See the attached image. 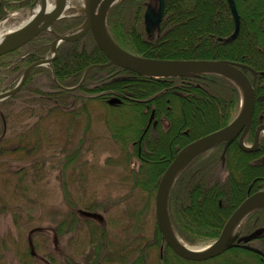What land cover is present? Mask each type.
<instances>
[{"label": "trees", "instance_id": "trees-1", "mask_svg": "<svg viewBox=\"0 0 264 264\" xmlns=\"http://www.w3.org/2000/svg\"><path fill=\"white\" fill-rule=\"evenodd\" d=\"M32 1L1 0L0 18L8 11L26 6ZM234 2L239 16V29L237 35L229 40L226 38L234 30V21L226 0H164L160 24L150 33L145 32L143 25V0H118L107 11L106 26L112 39L121 48L138 56L159 59H226L255 70H264V14H260L258 10L256 13L255 9L247 14L242 10L243 0ZM248 2L251 1L247 0L246 4ZM257 2L259 0H256V4ZM83 20L82 14L78 13L54 21L51 27L57 33H64L78 27ZM53 38L51 32L41 31L29 42L0 55V92L12 88L27 65L49 54ZM106 61L90 32L77 40L63 41L58 45L52 62L34 67L19 91L0 101V105L11 104L22 97L21 103L29 102L24 106L28 113L36 114V109L47 113L64 111L71 122V118L87 112L89 101L98 100L106 107L104 118L111 136L124 152L122 161L129 163L134 158L138 163L136 171L127 169L132 189L142 191L138 208L127 213L135 219L133 224L127 225V229L132 228L133 235L130 239L129 236L122 238L120 242L114 240L116 234H112L111 238L109 230L104 226V219L97 212L101 207L100 203L89 204L91 207H87V210L80 209L90 214H82L88 237V252L83 255L84 264H155L156 260H149L151 247H159L164 254L170 252V256L175 258L174 264H195L193 261L179 260L162 241L156 225L153 241H146L139 232L141 218L145 217L150 201L154 198L160 175L175 153L188 142L232 120L240 104L239 90L231 80L219 74L143 76L114 64L91 67L84 80L78 84L88 65ZM243 71L251 80L252 73L247 69ZM37 74L45 75L47 81L38 85L34 81ZM262 90L264 76L258 75L254 85V116L263 112L264 121V96L260 95ZM112 96L118 97L120 102L109 104L107 100ZM8 119L9 113L4 110L0 114L1 131L5 130ZM131 119H135L134 122H130ZM25 130V134L18 136L9 154L14 155L16 151L28 154L33 148L36 140L23 142V137L27 136V139L36 133L38 122L35 121ZM159 141L160 144L154 145V142ZM151 142L154 145L153 153L146 149L147 143ZM165 145L168 146L166 151ZM5 149L0 142V155L7 152ZM220 151L221 144L210 147L192 160L183 171L207 173L217 171L221 166L227 167L228 171H241L240 162L236 168L227 166L225 160L221 161ZM156 162L163 166L159 164L154 168ZM66 163L69 164L68 161L65 165ZM201 178L202 189L208 188L211 175L204 174ZM216 180L219 181V178ZM225 180L222 183L224 185H220L223 188L222 194L209 199L212 207H216L217 199L220 198L223 203L232 201V185H227ZM187 188L190 189L186 183L173 185L169 192L168 213L174 230L189 244L214 238L217 234L213 231V226L198 223L204 210L197 209V215L192 214L194 218L188 208L180 207L188 202ZM262 220L264 221V206L249 213L243 224L252 228ZM65 221L66 219L61 220L58 228L64 225L71 229L77 222L75 218H71L67 224ZM207 231L210 233H206ZM28 248L31 255L30 245ZM230 251L232 256L238 258L240 255L237 252L243 249L231 248ZM27 255L24 253V256ZM159 262L156 264H162L161 257Z\"/></svg>", "mask_w": 264, "mask_h": 264}, {"label": "rangeland", "instance_id": "rangeland-1", "mask_svg": "<svg viewBox=\"0 0 264 264\" xmlns=\"http://www.w3.org/2000/svg\"><path fill=\"white\" fill-rule=\"evenodd\" d=\"M246 1L243 0L241 6L247 14L254 9L256 13L257 10H264V0H259L257 4L256 0H250L252 4H246ZM67 2L63 13L68 17L79 13L83 7V0ZM28 15V10H23L22 7L8 11L0 18V31L4 34L16 28ZM48 56L49 54L45 55ZM34 81L39 85L47 81V78L43 74H37ZM260 95L264 96V90ZM21 100L22 97L11 104L0 105V114L4 110L9 113L4 131H1L0 125V142L7 151L0 155V264H84L83 255L88 252V237L80 209L87 210V207H91L89 204L100 203L101 207L97 212L104 219V226L109 230L111 238L112 234H116L115 241L120 242L126 236L130 239L133 235L132 228L127 229V225L133 224L135 219L127 213L138 208L142 191L132 189L127 175L128 170L136 171L138 163L134 158L129 163L122 161L124 152L111 136L104 118L105 105L98 100H91L87 112L71 118L70 122L64 111L47 113L36 109L37 113L32 115L24 108L29 102L24 104ZM134 120L131 119L130 122ZM35 121L38 122V131L27 139V136L23 137V142L36 140L33 148L28 154H20L19 151L14 155L9 154L18 136L25 134V129ZM147 128L148 126L145 130ZM142 135L143 133L141 137ZM157 144L160 141L154 142V145ZM154 145L152 142L147 143L146 149L151 152ZM167 149L168 146L165 145L164 151ZM157 152L158 150L154 151ZM66 161L69 164L65 165ZM159 164L163 166L156 162L154 168ZM217 171L224 170L221 166ZM256 173L257 171L250 174L248 181L259 180L256 176L264 175V167H260ZM218 176L223 178L220 173ZM240 196L242 191L235 190L229 205L235 204ZM186 200L190 203L189 199ZM217 204L218 200L216 207ZM205 205L201 208L204 210V214H201L202 217L205 216L204 221L212 220L219 224L227 211H216V207L207 203ZM195 208L200 210L197 206ZM192 212L197 215L196 212L199 211ZM71 218L77 220L75 227L68 229L63 225L58 228L61 220L66 219L67 224ZM141 222L139 232L146 241H153L154 198ZM210 242L211 239L207 238L188 245L208 246ZM28 245L31 255L28 253ZM158 248L149 249V260H156L155 264L160 263ZM24 253L28 255L24 256ZM169 264L174 263L170 260Z\"/></svg>", "mask_w": 264, "mask_h": 264}, {"label": "water", "instance_id": "water-1", "mask_svg": "<svg viewBox=\"0 0 264 264\" xmlns=\"http://www.w3.org/2000/svg\"><path fill=\"white\" fill-rule=\"evenodd\" d=\"M36 1L37 0H34L27 6V8L30 9L34 7ZM115 1L116 0H84L83 7L79 10L84 16L82 24L73 31L59 34L51 28V24L63 16L62 13L66 8L67 0H55L54 7L49 11H46V0H42L39 10L33 14V16L26 18L18 27L3 35V38L0 40V55L29 42L41 31H49L54 36L49 49L51 55L33 61L27 65L16 84L11 89L0 92V101L18 92L26 77L34 67L50 64L56 55L57 45L60 42L77 40L88 31L91 33L96 45L104 54L107 61L102 64L88 65L84 69L78 84L83 81L91 67L109 64H114L143 76L180 77L189 74L214 73L231 80L237 86L241 98L240 108L236 116L227 125L190 141L178 150L162 172L154 195V216L156 226L165 244L175 254L189 260H203L216 256L232 246V241L235 239L232 234L243 218L252 210L264 206V191L259 190L242 200L224 222L218 237L205 249L200 251L189 249L188 245L181 244L176 240L168 217V194L173 182L181 170L191 159L205 149L222 141H225V149L229 142L240 131L242 132L239 137V146L242 149L252 150L256 146L258 131L261 128L264 129V124H261L257 128L252 148H246L242 144V139L249 126L254 108V83L258 72L247 65L226 59H159L132 54L115 43L106 28V13L108 8ZM227 3L234 20V30L232 34L226 38V40H229L235 37L238 33L239 16L237 14L234 0H227ZM162 10L163 0H158V12L156 14H150L148 8L145 10L144 23L147 32H149L154 26L158 25ZM242 69H248L252 72V81L248 79ZM259 74L264 75V71H260ZM118 102L119 99L115 97L108 100L109 104ZM83 214L90 215L86 212H83ZM262 230V228H256L248 235L238 238L237 241H248L261 233Z\"/></svg>", "mask_w": 264, "mask_h": 264}, {"label": "flooded vegetation", "instance_id": "flooded-vegetation-1", "mask_svg": "<svg viewBox=\"0 0 264 264\" xmlns=\"http://www.w3.org/2000/svg\"><path fill=\"white\" fill-rule=\"evenodd\" d=\"M263 3L264 2H262V4ZM147 8L149 9L150 14L152 15L156 14L158 12V0H143L142 16L144 14V11ZM163 9H164V0H163ZM260 12H261L260 14H264V10H261ZM162 14H163V10H162ZM161 18H162V15H161ZM161 18H160V21H161ZM160 21H159V24H160ZM158 26L155 27V29H157ZM254 104H255V97H254ZM254 110L255 108H253L249 126L242 139V144L246 148L253 147L255 136H256V130L261 124H264V121L262 119L263 112H261L262 113L261 115L254 116ZM241 132L242 131H240L229 142V144L227 145L225 149H224V142L219 143L221 144V151L219 155L220 160L221 161L225 160V162H227L226 163L227 166L229 167L234 166L236 168H238L237 167L238 162H240L241 171H238V170L228 171L227 167L225 168L223 167L224 171H211L207 173L200 172V171H189V170L183 171L182 170L177 176V178L175 179L174 183L172 184V186L173 185H177V186L184 185L185 183L189 185L190 189L187 188L189 198L187 199L190 200V203L186 205L181 204L180 207L188 208L187 210L191 212L197 210V208H195L196 206L199 208L205 207L206 205L204 202L209 201L210 197L215 196L217 194H222L223 188L220 185H224L222 183L224 182L225 178L228 179V180L227 179L225 180L227 185H230V184L232 185V194L234 193V190L242 191V196H240L239 199L233 205L232 204L229 205V203H227L226 201L223 203L220 200L221 198L217 199L218 204H217L216 209L218 210L222 209L224 211H227L226 214L222 216V221L219 222V224L213 223L212 220L204 221L205 216L202 217V215L199 214L201 217L198 223L200 225L204 224V225L213 226L212 229L217 234L214 238H210L211 241H213L215 238L218 237L224 222L227 220V218L230 216V214L233 212V210L239 205V203L242 200H244L250 194H253L259 190L264 191V175H257L256 178L258 177L259 180L250 179V181H248V176L250 174L256 171L258 173V169L260 167H264V129L263 128L259 129L257 139H256V146L252 150H244L239 146V137H240ZM200 154L196 155L193 159H191V161L194 160ZM239 158L241 159V161H239ZM191 161L184 168H186L191 163ZM233 163H236V165ZM218 173H220L223 178H220V176H218ZM204 174L211 175L209 187L206 189H202L201 187V183H202L201 176H203ZM217 177L219 178V181L216 180ZM241 178H243V180ZM191 214L196 215L193 212ZM245 219L240 222V224L237 226V228L234 230L232 234L235 237V239L232 241V246L226 249L225 251H223L222 253L216 256L207 258V259H203V260H189V259H184L178 255L176 256H178L179 260L181 259V261L189 260V261H193L195 264H264V221L262 220L263 222L262 221L261 223L259 222L260 224L258 223L255 227L249 228L250 226H248L247 224H243ZM256 228H262L263 230L261 231V233H259L258 235L251 238L248 241H239V242L237 241L238 238L248 235L250 232H252ZM206 233H210V231H207ZM231 248L243 249V251L237 252V254L240 255V257L235 258L234 256H232V253L230 251ZM159 254L162 259V264H169L170 260L175 262V258L174 256H170L172 255L170 252H166L165 254L164 252H159Z\"/></svg>", "mask_w": 264, "mask_h": 264}, {"label": "bare ground", "instance_id": "bare-ground-1", "mask_svg": "<svg viewBox=\"0 0 264 264\" xmlns=\"http://www.w3.org/2000/svg\"><path fill=\"white\" fill-rule=\"evenodd\" d=\"M34 1V0H33ZM84 1V0H83ZM67 3V5H68V2H66ZM41 4H42V0H37L36 1V4L34 5V7H32V8H30V9H28L27 8V5L26 6H22V9L23 10H28V13H29V15H28V17H31V16H33V14H35L38 10H39V8H40V6H41ZM54 4H55V0H46V11H49V10H51L53 7H54ZM64 14V13H63ZM106 15H107V13H106ZM27 17V18H28ZM65 17H68V16H65V15H63L61 18H65ZM60 18V19H61ZM106 21V20H105ZM3 33L0 31V40L3 38ZM92 36V35H91ZM93 38V37H92ZM54 39V38H53ZM52 39V40H53ZM94 40V39H93ZM52 42V41H51ZM95 42V41H94ZM61 43V42H60ZM59 43V44H60ZM58 44V45H59ZM96 44V43H95ZM51 45V44H50ZM58 45H57V47H58ZM98 47V46H97ZM215 60H217V59H215ZM252 115V114H251ZM242 180H243V178H241ZM257 182V181H256ZM228 200V199H227ZM229 201L230 200H228V202L227 203H229ZM199 203H201V202H199ZM205 204L207 203V204H209V201H205L204 202ZM202 205H204V204H202ZM218 209H216V211H217ZM220 211V210H219ZM221 211H223L222 209H221ZM174 236H175V238H176V240L178 241V242H180L181 244H184L181 240H180V238H178V236L174 233ZM207 246H188V248L189 249H192V250H195V251H200V250H202V249H205Z\"/></svg>", "mask_w": 264, "mask_h": 264}]
</instances>
